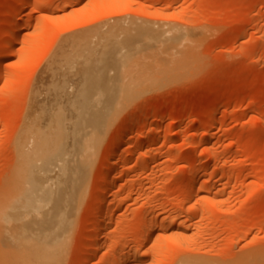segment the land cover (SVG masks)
I'll return each instance as SVG.
<instances>
[{
    "label": "rangeland",
    "instance_id": "374dc122",
    "mask_svg": "<svg viewBox=\"0 0 264 264\" xmlns=\"http://www.w3.org/2000/svg\"><path fill=\"white\" fill-rule=\"evenodd\" d=\"M105 1L27 0L31 8L16 16L17 0H0V52L12 16L20 12L29 22L0 61V187L12 174L13 146L32 88L66 39L84 38L99 22L120 15L146 23L167 18L192 36L197 32V60L116 107L113 126L89 165L88 188L61 264H114L122 255L124 264H178L195 256L215 264H264V0H124L123 6L115 0L116 9ZM129 125L135 128L123 135ZM120 139L125 144L110 158ZM110 163L117 168L108 199L112 221L98 254L84 261ZM191 178L196 191L186 203ZM138 223L147 229L140 231ZM0 250L1 263L14 255L6 239Z\"/></svg>",
    "mask_w": 264,
    "mask_h": 264
},
{
    "label": "bare ground",
    "instance_id": "6f19581e",
    "mask_svg": "<svg viewBox=\"0 0 264 264\" xmlns=\"http://www.w3.org/2000/svg\"><path fill=\"white\" fill-rule=\"evenodd\" d=\"M114 1L109 4L108 0L106 4L113 7ZM125 1L118 0L115 4L123 6ZM29 3L17 0L12 7L16 16V11L31 8ZM131 15L128 16L131 18ZM13 16L12 21L9 20L7 38L3 40L4 47H9L10 51L18 41L20 27L29 23L20 17V12L19 18L14 17V20ZM120 16L118 20L117 16L114 17L113 22L108 19L99 22L84 38L66 39L68 43L47 63L39 75L40 82L32 88L24 121L13 146L15 160L9 170L12 174L7 186L0 187V248L6 239L14 252L11 258L0 264L62 263L71 243L81 200L88 188L89 165L113 126L117 117L116 107L125 96L132 94L138 98L169 79L171 74L193 64L194 58L197 60L198 56L193 57L197 47L196 36L199 38L196 31L193 38V31L180 26V23L177 26L175 22H166L167 18L160 22L148 20V23L142 18L144 23L141 18L138 22L136 18L128 20L126 15ZM3 49L0 61L10 54L5 53L7 48L4 52ZM133 125L122 129L123 135L134 129ZM123 142L120 139L112 143L114 149L110 158L116 155L117 146ZM139 148L137 145L136 150ZM116 170V165L110 163L103 174L94 207L95 222L92 223L95 224L93 230L89 229L91 246L88 245L90 248L84 261L98 254L102 234L112 221L113 207L108 204V199L115 184L112 177ZM131 170L135 175L139 173V169ZM195 184L191 178L184 189V202L187 203L193 195ZM141 223L138 227L141 226L140 231H143L146 224ZM144 237L140 239L146 242ZM195 257L179 259L178 264H215ZM126 259L122 255L114 264H124Z\"/></svg>",
    "mask_w": 264,
    "mask_h": 264
}]
</instances>
